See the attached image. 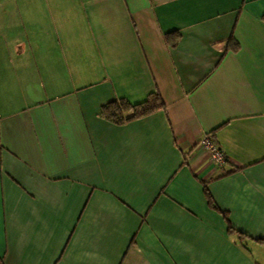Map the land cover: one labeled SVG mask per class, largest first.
Instances as JSON below:
<instances>
[{"label": "crops", "instance_id": "0c3cea01", "mask_svg": "<svg viewBox=\"0 0 264 264\" xmlns=\"http://www.w3.org/2000/svg\"><path fill=\"white\" fill-rule=\"evenodd\" d=\"M17 1L0 0L3 263L264 264V0ZM153 92L164 110L100 115Z\"/></svg>", "mask_w": 264, "mask_h": 264}, {"label": "trees", "instance_id": "16d2710c", "mask_svg": "<svg viewBox=\"0 0 264 264\" xmlns=\"http://www.w3.org/2000/svg\"><path fill=\"white\" fill-rule=\"evenodd\" d=\"M170 35H174V37H177L178 35L176 33H170ZM165 40L169 44H174V42H169V34L167 33L165 35ZM233 42L232 49L236 50L238 47V44L235 40L230 39ZM164 110L165 104L163 100L161 99V96L158 92H153L147 95V97L139 102V103H130L124 98H117L114 99L105 105H103L100 109V115L109 120L113 123L120 124L124 123L136 118L143 117L145 115H148L152 112H155L156 110ZM204 191L207 196L208 203H211V196L209 195V192L206 189V186H204ZM214 209H216L215 205H210ZM223 215L224 213L221 212ZM238 232V238L240 240L243 239V237H246L247 235L241 231ZM257 241L264 242V239H256ZM0 264H4L3 261L0 259Z\"/></svg>", "mask_w": 264, "mask_h": 264}, {"label": "built area", "instance_id": "2783aa9c", "mask_svg": "<svg viewBox=\"0 0 264 264\" xmlns=\"http://www.w3.org/2000/svg\"><path fill=\"white\" fill-rule=\"evenodd\" d=\"M197 146L208 153L209 160L213 164L221 165L225 160V155L216 146L210 134H205L199 140Z\"/></svg>", "mask_w": 264, "mask_h": 264}, {"label": "rangeland", "instance_id": "374dc122", "mask_svg": "<svg viewBox=\"0 0 264 264\" xmlns=\"http://www.w3.org/2000/svg\"><path fill=\"white\" fill-rule=\"evenodd\" d=\"M25 0H18L17 3H16V9H19V10H23L25 7H24V4H25ZM3 6H5V3H3ZM35 8V7H34Z\"/></svg>", "mask_w": 264, "mask_h": 264}]
</instances>
